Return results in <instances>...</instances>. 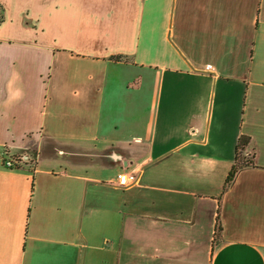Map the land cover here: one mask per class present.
Listing matches in <instances>:
<instances>
[{"label":"crops","instance_id":"0c3cea01","mask_svg":"<svg viewBox=\"0 0 264 264\" xmlns=\"http://www.w3.org/2000/svg\"><path fill=\"white\" fill-rule=\"evenodd\" d=\"M0 2V264H264V0Z\"/></svg>","mask_w":264,"mask_h":264},{"label":"trees","instance_id":"16d2710c","mask_svg":"<svg viewBox=\"0 0 264 264\" xmlns=\"http://www.w3.org/2000/svg\"><path fill=\"white\" fill-rule=\"evenodd\" d=\"M4 20H5V8L4 5L0 2V24L3 23ZM116 58L120 59L121 57L120 58L116 57ZM250 144H251V137L249 135L242 134L239 137L236 145L234 164L226 180L225 188L230 186L235 176L242 168L248 166H255V151L253 150V148H250ZM221 230H222L221 224L218 221L215 239L218 238V236L221 233Z\"/></svg>","mask_w":264,"mask_h":264},{"label":"built area","instance_id":"2783aa9c","mask_svg":"<svg viewBox=\"0 0 264 264\" xmlns=\"http://www.w3.org/2000/svg\"><path fill=\"white\" fill-rule=\"evenodd\" d=\"M0 155L3 157L4 165L11 169H20L25 163L31 161L29 155L13 156L7 147L0 145ZM137 181V175L133 173L122 172L118 176V182L121 186H129Z\"/></svg>","mask_w":264,"mask_h":264},{"label":"rangeland","instance_id":"374dc122","mask_svg":"<svg viewBox=\"0 0 264 264\" xmlns=\"http://www.w3.org/2000/svg\"><path fill=\"white\" fill-rule=\"evenodd\" d=\"M214 95V94H213ZM213 98V101H214V96L212 97ZM212 108H213V103H212V107H211V110H212Z\"/></svg>","mask_w":264,"mask_h":264}]
</instances>
